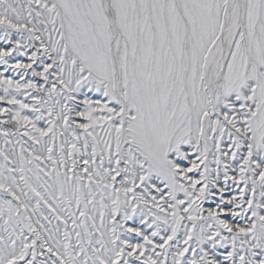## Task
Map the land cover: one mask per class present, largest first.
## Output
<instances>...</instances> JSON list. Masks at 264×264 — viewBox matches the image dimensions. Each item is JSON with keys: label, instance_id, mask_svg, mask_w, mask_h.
<instances>
[{"label": "snow or ice", "instance_id": "6c2138e0", "mask_svg": "<svg viewBox=\"0 0 264 264\" xmlns=\"http://www.w3.org/2000/svg\"><path fill=\"white\" fill-rule=\"evenodd\" d=\"M0 264H264V0H0Z\"/></svg>", "mask_w": 264, "mask_h": 264}]
</instances>
